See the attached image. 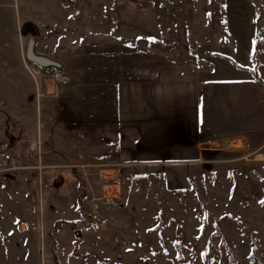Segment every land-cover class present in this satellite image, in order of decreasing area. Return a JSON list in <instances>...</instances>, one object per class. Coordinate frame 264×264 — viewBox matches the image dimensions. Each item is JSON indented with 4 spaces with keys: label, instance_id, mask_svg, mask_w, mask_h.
I'll return each mask as SVG.
<instances>
[{
    "label": "rangeland",
    "instance_id": "1",
    "mask_svg": "<svg viewBox=\"0 0 264 264\" xmlns=\"http://www.w3.org/2000/svg\"><path fill=\"white\" fill-rule=\"evenodd\" d=\"M4 1L15 4L18 41L55 63L41 67L37 84L46 107L63 77L53 67L69 48L140 47L171 63L161 72L194 76L203 58L236 60L249 36L257 64L263 42L264 0ZM26 22L39 36L22 34ZM217 148L204 159L36 163L30 171L46 172L39 191L37 173L21 179L0 165V264H264V148Z\"/></svg>",
    "mask_w": 264,
    "mask_h": 264
},
{
    "label": "crops",
    "instance_id": "2",
    "mask_svg": "<svg viewBox=\"0 0 264 264\" xmlns=\"http://www.w3.org/2000/svg\"><path fill=\"white\" fill-rule=\"evenodd\" d=\"M0 4V41L5 40L0 43V143L12 146L11 158L0 157V165L16 167L12 172L21 179L37 173L38 191L46 172L30 171L36 163L46 168L66 167L67 159L94 166L111 159H204L227 141L242 152L264 148V31L257 64L249 36L242 54L236 49V60L203 58L206 69L194 76L186 70L161 72L171 63L140 47L69 48L53 67L69 81H57L46 107L37 90L47 63L18 41L14 2ZM38 136L40 151L26 152L28 144L21 142ZM18 147L24 150L17 152Z\"/></svg>",
    "mask_w": 264,
    "mask_h": 264
},
{
    "label": "built area",
    "instance_id": "3",
    "mask_svg": "<svg viewBox=\"0 0 264 264\" xmlns=\"http://www.w3.org/2000/svg\"><path fill=\"white\" fill-rule=\"evenodd\" d=\"M58 80L59 84H66L68 82L67 77L63 76L60 77ZM46 81V80H45ZM28 146L26 147L27 151H37L39 150V146H40V139L39 137H30L28 138L27 141ZM227 146H231L232 145V141H227L226 143ZM11 154H12V146H11V141H2L0 143V157L2 160L7 161L8 159L11 158ZM263 156V155H261Z\"/></svg>",
    "mask_w": 264,
    "mask_h": 264
},
{
    "label": "water",
    "instance_id": "4",
    "mask_svg": "<svg viewBox=\"0 0 264 264\" xmlns=\"http://www.w3.org/2000/svg\"><path fill=\"white\" fill-rule=\"evenodd\" d=\"M39 29L35 24H32L31 22H26L22 25V34L23 35H31V36H39ZM262 34V28L260 25H258L257 27V33H256V37L260 38ZM48 62L50 63L51 61H47L46 59H44V63Z\"/></svg>",
    "mask_w": 264,
    "mask_h": 264
},
{
    "label": "trees",
    "instance_id": "5",
    "mask_svg": "<svg viewBox=\"0 0 264 264\" xmlns=\"http://www.w3.org/2000/svg\"><path fill=\"white\" fill-rule=\"evenodd\" d=\"M258 48H260V47H258ZM258 48L256 49V52H257ZM256 52H255V53H256ZM211 54L216 55L217 53H211ZM254 55H255V54H254ZM254 55H253V57H254ZM263 85H264V84H263Z\"/></svg>",
    "mask_w": 264,
    "mask_h": 264
},
{
    "label": "bare ground",
    "instance_id": "6",
    "mask_svg": "<svg viewBox=\"0 0 264 264\" xmlns=\"http://www.w3.org/2000/svg\"><path fill=\"white\" fill-rule=\"evenodd\" d=\"M45 63H47V62H45ZM49 64H54V62H53V63L51 62V63H49ZM110 181H111V180H110Z\"/></svg>",
    "mask_w": 264,
    "mask_h": 264
}]
</instances>
